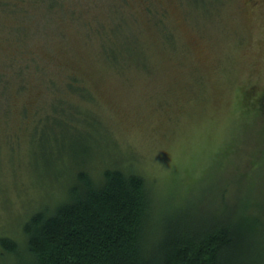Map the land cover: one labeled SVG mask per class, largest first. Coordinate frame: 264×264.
<instances>
[{
    "label": "rangeland",
    "instance_id": "obj_1",
    "mask_svg": "<svg viewBox=\"0 0 264 264\" xmlns=\"http://www.w3.org/2000/svg\"><path fill=\"white\" fill-rule=\"evenodd\" d=\"M17 3L0 0V237L23 247L78 172L119 166L157 210L221 212L264 250V0Z\"/></svg>",
    "mask_w": 264,
    "mask_h": 264
},
{
    "label": "trees",
    "instance_id": "obj_2",
    "mask_svg": "<svg viewBox=\"0 0 264 264\" xmlns=\"http://www.w3.org/2000/svg\"><path fill=\"white\" fill-rule=\"evenodd\" d=\"M28 3L17 4L27 11ZM9 74L0 71L4 90ZM184 206L157 210L150 183L134 170H82L65 200L27 217L23 247L0 237L2 257L12 254L13 264H264V250L246 236L244 223L221 212L197 219ZM255 247L260 258L251 255Z\"/></svg>",
    "mask_w": 264,
    "mask_h": 264
}]
</instances>
